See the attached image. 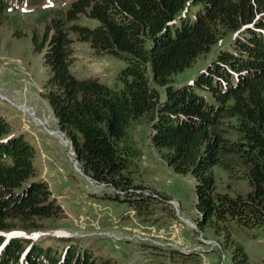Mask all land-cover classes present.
Masks as SVG:
<instances>
[{
    "label": "trees",
    "instance_id": "trees-1",
    "mask_svg": "<svg viewBox=\"0 0 264 264\" xmlns=\"http://www.w3.org/2000/svg\"><path fill=\"white\" fill-rule=\"evenodd\" d=\"M41 2L0 0V17L8 6ZM80 16L98 25H80ZM227 33L214 60L191 83L174 87L173 76ZM70 35L97 55L126 61L119 90L71 74ZM31 42L48 73L43 95L91 180L124 199L158 197L129 177L140 152L128 127L143 117L166 164L193 178L200 231L228 239L231 223L264 229V0H70ZM34 157V147L0 117V264H110L69 239L52 248L6 234L64 217L47 182L36 178ZM215 166L244 181L247 192H218ZM234 248L235 264H248L243 248Z\"/></svg>",
    "mask_w": 264,
    "mask_h": 264
},
{
    "label": "rangeland",
    "instance_id": "rangeland-1",
    "mask_svg": "<svg viewBox=\"0 0 264 264\" xmlns=\"http://www.w3.org/2000/svg\"><path fill=\"white\" fill-rule=\"evenodd\" d=\"M70 0H42L37 6L9 8L0 17V117L13 136L22 135L35 149L36 178L47 182L64 217L48 219L39 229L15 226L6 233L31 238L43 246L59 248L69 239L110 264H235L234 243L247 255L248 264H264V229L231 223V237L211 228L196 227L194 181L190 174L175 173L163 154L149 142V128L142 117L128 131L140 155L129 168L134 185L158 197L128 196L91 180L75 159L73 147L44 97L48 73L42 54L33 50L31 36L41 34L48 21L61 15ZM80 25L95 27L98 21L80 16ZM227 33L209 52L173 76V86L191 83L228 44ZM72 39L70 72L78 79L95 78L113 90L122 86L119 72L126 61L113 55H97L88 42ZM160 93L162 89L157 88ZM216 190L245 194L244 181L228 178L213 168ZM118 197V198H116ZM133 199V200H132ZM169 199V200H168ZM138 201V202H134Z\"/></svg>",
    "mask_w": 264,
    "mask_h": 264
},
{
    "label": "built area",
    "instance_id": "built-area-1",
    "mask_svg": "<svg viewBox=\"0 0 264 264\" xmlns=\"http://www.w3.org/2000/svg\"><path fill=\"white\" fill-rule=\"evenodd\" d=\"M122 194V192H120Z\"/></svg>",
    "mask_w": 264,
    "mask_h": 264
}]
</instances>
